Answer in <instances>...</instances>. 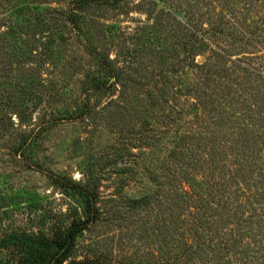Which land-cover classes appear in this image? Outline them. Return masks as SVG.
Returning a JSON list of instances; mask_svg holds the SVG:
<instances>
[{
  "label": "rangeland",
  "instance_id": "374dc122",
  "mask_svg": "<svg viewBox=\"0 0 264 264\" xmlns=\"http://www.w3.org/2000/svg\"><path fill=\"white\" fill-rule=\"evenodd\" d=\"M81 1L84 0H38L43 3L41 13L52 10L55 20L48 22L51 29L34 35L33 30L25 31L28 24L24 23L19 30L24 29L25 35L10 39L13 53L28 40L34 46L51 39L54 43L50 46V60L41 72L50 86H46L45 101L37 112L33 110L37 101L32 96L39 86H25L24 98L20 86H0V260L19 258L9 244L11 236H48L55 227L69 225L64 216L74 201L65 195L62 184L84 182L88 168L99 159L101 167L95 176L99 180L103 217L78 239L74 258H88L92 264L103 255L105 264H149L159 260V244L155 242L158 232L152 227L163 224L161 213L165 207L160 206L161 201L164 204L166 197L174 196L172 190L179 183L173 180L181 176L178 168L195 162L200 155L198 145L205 143L206 154L209 152L210 131L190 100L193 86H181V79L179 83L173 79L165 109L160 84L154 89H140L149 83L154 69L160 74L155 83L160 82L173 63L170 52L182 34L175 33L176 20L156 16L159 8L150 16L149 0H92L88 7H80L79 3L75 8L74 3ZM163 1L173 3L171 8L178 10L173 16L183 22L186 6L196 2L206 6L205 13L209 7L212 11L224 10L228 16L234 9H250L251 21L255 22L264 15V0L257 1L256 8L250 7L253 0ZM26 2L29 0H0V25L10 20L16 26V8ZM61 13L77 14L79 24L74 32L72 26L63 22ZM36 14L34 10L33 17ZM213 17V27L219 28L221 17ZM159 22L166 26L165 30L157 26ZM235 22L242 23L241 14ZM6 30L3 28L1 33ZM157 38L162 44L154 58L148 49ZM94 48L110 55L113 67L129 69L141 83L138 92L127 90V98L122 101V85L107 77L108 85L103 91L86 92L94 81L105 80L90 52ZM128 49L140 50L139 56L129 58ZM205 60V56L197 58L199 63ZM14 76L19 79V70L15 69ZM151 92L156 99L150 97ZM157 103L159 107L153 105ZM84 105L90 109L82 116L80 109ZM43 126L46 127L38 134ZM25 140L28 141L22 155L17 150ZM173 160L178 167L171 163ZM183 168L190 174L189 181H184L186 186L201 182L205 188L207 173L191 172L186 165ZM151 254L157 257L152 258Z\"/></svg>",
  "mask_w": 264,
  "mask_h": 264
},
{
  "label": "trees",
  "instance_id": "16d2710c",
  "mask_svg": "<svg viewBox=\"0 0 264 264\" xmlns=\"http://www.w3.org/2000/svg\"><path fill=\"white\" fill-rule=\"evenodd\" d=\"M257 1L253 0L250 7L256 8ZM92 2L84 0L74 4L75 8L88 7ZM41 4L38 0H29L16 8L19 20L16 26L10 20L0 25V39L3 41L0 44V86H20L22 98L27 95L25 86H39L37 94L32 96L37 101L34 112L43 105L46 86H50L41 72L50 60V46L54 40L40 43L42 46H34L32 40H28L23 42V48L13 53L10 39L25 35L24 29L19 30L24 23L28 24L25 31L33 30L34 35L51 29L48 22L55 20L52 10L41 13ZM171 5L173 3L163 0H149L147 4L150 16L159 8L156 16L172 17L178 26L175 33L182 32L177 37L176 48L170 52L173 63L168 72L165 70L164 78L156 84L160 74L154 69L149 83L141 86L129 69L113 67L110 55L94 48L90 52L100 71L104 72L105 80L94 81L86 92L103 91L108 85L106 77L113 78L122 85L121 99L125 101L129 89L136 93L137 87L141 86L142 91L144 86L154 89L160 84L165 109L169 103L171 82L177 79L179 83L181 79V86H193L189 90L190 100L200 116H204L201 121L210 131L212 146L209 152L206 154L205 143L198 145L200 155L195 162L183 163L178 168L181 176H173V181L179 183L172 190L174 196H165L164 204L161 201L160 206L165 207L161 213L163 224L152 227L158 232L155 242L159 244V260L149 264H264V15L255 22L251 21L250 9L246 12L234 9L228 16L224 10L213 8L212 11L209 7L208 14L204 12L206 6L196 2L186 6V22H183L173 16L178 10ZM34 10L37 11L35 17ZM212 14L221 17L219 28L213 27ZM238 14L242 15V23L236 24ZM61 17L63 22L72 26L73 32L78 28L76 13H61ZM158 24L162 31L165 30L162 22ZM3 28L7 30L2 34ZM155 40L148 49L154 58L162 44L161 38ZM139 52L127 50L129 58L139 56ZM203 56L206 60L197 62V58ZM14 68L19 70V79L14 76ZM131 83L134 86H128ZM150 97L156 99L152 92ZM153 105L159 107V103ZM89 109V105H84L80 115H85ZM44 127L38 130V134ZM27 141L21 143L18 153L23 155L22 148ZM171 163L179 166L174 160ZM184 165L191 172L207 173L205 188L201 182L186 186L184 181H189L190 174L184 172ZM99 167L101 161L98 159L88 168L84 182L62 184L65 195L74 201V206L64 216L69 221L66 228L57 226L48 236L26 233L11 236L9 244L19 258L0 260V264H90L88 258L84 261L74 258V253L78 239L103 217L99 180L95 176ZM104 260V256L99 255L92 264H105Z\"/></svg>",
  "mask_w": 264,
  "mask_h": 264
}]
</instances>
